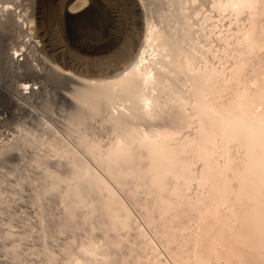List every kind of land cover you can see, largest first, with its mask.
I'll return each instance as SVG.
<instances>
[{
    "label": "bare ground",
    "instance_id": "obj_1",
    "mask_svg": "<svg viewBox=\"0 0 264 264\" xmlns=\"http://www.w3.org/2000/svg\"><path fill=\"white\" fill-rule=\"evenodd\" d=\"M0 97V264H264V0H0Z\"/></svg>",
    "mask_w": 264,
    "mask_h": 264
},
{
    "label": "rangeland",
    "instance_id": "obj_2",
    "mask_svg": "<svg viewBox=\"0 0 264 264\" xmlns=\"http://www.w3.org/2000/svg\"><path fill=\"white\" fill-rule=\"evenodd\" d=\"M17 103L11 98L0 97V147L7 144L12 137L21 135L29 126L41 124L45 120L39 118L30 105L24 103L18 106L21 102ZM35 127L37 131L41 130L38 126Z\"/></svg>",
    "mask_w": 264,
    "mask_h": 264
}]
</instances>
